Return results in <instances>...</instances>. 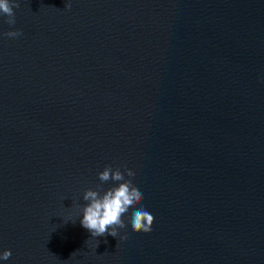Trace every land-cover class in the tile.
I'll use <instances>...</instances> for the list:
<instances>
[{"label":"water","instance_id":"95a60500","mask_svg":"<svg viewBox=\"0 0 264 264\" xmlns=\"http://www.w3.org/2000/svg\"><path fill=\"white\" fill-rule=\"evenodd\" d=\"M15 2L0 264H264V0ZM109 165L135 173L151 232L131 212L117 237L81 225Z\"/></svg>","mask_w":264,"mask_h":264},{"label":"clouds","instance_id":"9594fccd","mask_svg":"<svg viewBox=\"0 0 264 264\" xmlns=\"http://www.w3.org/2000/svg\"><path fill=\"white\" fill-rule=\"evenodd\" d=\"M19 8V3L15 0H0V14L8 17L7 23L14 25L15 13L13 9ZM70 8V4H66ZM22 33L19 30L8 31L5 33L8 37H18ZM128 177L127 179L125 177ZM98 179L101 184L109 181L116 182L114 186L100 191L87 189L83 194V200L87 203L82 207L81 225L90 231L93 237L104 236L105 234L117 237L118 230H125L124 217L131 212V228L134 232L149 233L152 231V225L155 217L144 207L137 208L143 200L142 192L134 186L133 180L135 173L125 167L122 172L119 167L113 169L112 166H106L103 171L98 173ZM74 254V253H73ZM12 255L11 250H5L0 254V259L8 260Z\"/></svg>","mask_w":264,"mask_h":264}]
</instances>
